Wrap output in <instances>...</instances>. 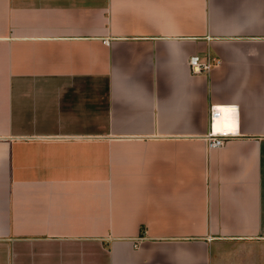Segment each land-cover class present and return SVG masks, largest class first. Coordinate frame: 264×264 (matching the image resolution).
<instances>
[{"label": "crops", "instance_id": "0c3cea01", "mask_svg": "<svg viewBox=\"0 0 264 264\" xmlns=\"http://www.w3.org/2000/svg\"><path fill=\"white\" fill-rule=\"evenodd\" d=\"M0 264H264V0H0Z\"/></svg>", "mask_w": 264, "mask_h": 264}, {"label": "built area", "instance_id": "2783aa9c", "mask_svg": "<svg viewBox=\"0 0 264 264\" xmlns=\"http://www.w3.org/2000/svg\"><path fill=\"white\" fill-rule=\"evenodd\" d=\"M216 57L210 54H206L204 59H200L198 55L192 54L188 58V64L192 71H206L216 62ZM223 110L220 105H211L209 109L208 118L213 123L214 119L219 118ZM234 132L230 128H224L221 130H213V128L208 132L206 136V143L208 147L219 146L223 144L228 137L233 135Z\"/></svg>", "mask_w": 264, "mask_h": 264}, {"label": "bare ground", "instance_id": "6f19581e", "mask_svg": "<svg viewBox=\"0 0 264 264\" xmlns=\"http://www.w3.org/2000/svg\"><path fill=\"white\" fill-rule=\"evenodd\" d=\"M222 117V115L221 116H219V118H221ZM219 118H216V119H214V121H213V124H214V122L216 121V120H219ZM216 125V129H214V127H213V129L214 130H221V129H219V128H217V124H215ZM224 129V128H223Z\"/></svg>", "mask_w": 264, "mask_h": 264}]
</instances>
